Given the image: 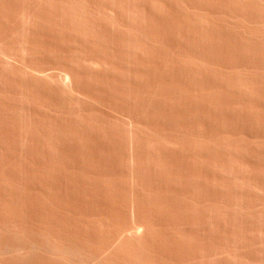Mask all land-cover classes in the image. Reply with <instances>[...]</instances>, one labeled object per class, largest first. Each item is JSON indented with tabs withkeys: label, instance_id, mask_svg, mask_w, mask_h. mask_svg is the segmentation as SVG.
I'll use <instances>...</instances> for the list:
<instances>
[{
	"label": "rangeland",
	"instance_id": "rangeland-1",
	"mask_svg": "<svg viewBox=\"0 0 264 264\" xmlns=\"http://www.w3.org/2000/svg\"><path fill=\"white\" fill-rule=\"evenodd\" d=\"M87 263L264 264V0H0V264Z\"/></svg>",
	"mask_w": 264,
	"mask_h": 264
},
{
	"label": "bare ground",
	"instance_id": "bare-ground-1",
	"mask_svg": "<svg viewBox=\"0 0 264 264\" xmlns=\"http://www.w3.org/2000/svg\"><path fill=\"white\" fill-rule=\"evenodd\" d=\"M65 77H66V76H65ZM65 77H64V78H65ZM67 77H68V76H67ZM62 80H63V79H62ZM68 80H69V79H68ZM87 264H89V263H87Z\"/></svg>",
	"mask_w": 264,
	"mask_h": 264
}]
</instances>
